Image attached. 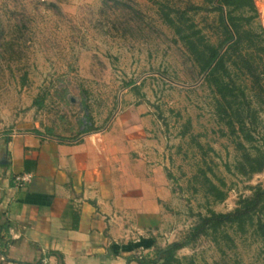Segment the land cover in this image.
Instances as JSON below:
<instances>
[{
	"label": "rangeland",
	"instance_id": "1",
	"mask_svg": "<svg viewBox=\"0 0 264 264\" xmlns=\"http://www.w3.org/2000/svg\"><path fill=\"white\" fill-rule=\"evenodd\" d=\"M253 2L256 16L243 25L255 45L245 50V40L227 63L244 93L237 98L241 131L231 111L217 114L219 96L205 71L162 17L183 10L182 19L215 44L221 26L206 0H0V133L36 130L72 141L96 131L121 147L124 130H132L155 156L164 154L172 198L156 234L164 246L184 240L208 209L231 211L264 187V166L244 173L238 165L244 152L264 155V39L253 35L264 27V0ZM208 182L225 193L221 201L207 193ZM220 230L226 236L208 231L177 249L179 264H264V237L254 223Z\"/></svg>",
	"mask_w": 264,
	"mask_h": 264
},
{
	"label": "crops",
	"instance_id": "2",
	"mask_svg": "<svg viewBox=\"0 0 264 264\" xmlns=\"http://www.w3.org/2000/svg\"><path fill=\"white\" fill-rule=\"evenodd\" d=\"M131 131L121 147L96 131L0 133V264H143L164 247V154ZM21 174L29 180L17 184Z\"/></svg>",
	"mask_w": 264,
	"mask_h": 264
},
{
	"label": "trees",
	"instance_id": "3",
	"mask_svg": "<svg viewBox=\"0 0 264 264\" xmlns=\"http://www.w3.org/2000/svg\"><path fill=\"white\" fill-rule=\"evenodd\" d=\"M209 4L208 9L215 11L218 15V21L221 26V38L217 43H210L202 40L200 30L194 28V24L188 19H182L185 15L183 10H176V16H170L169 13L163 12V19L173 28L174 33L186 47L190 55L197 62L199 70L205 71V79L213 87L215 93L219 96L215 100L217 114L224 118L226 111L234 114L237 123V129L243 131L244 118L240 116L239 95L243 96V91L235 86L234 81L229 74L227 63H235L232 58L237 53L239 46L246 40L248 42L247 50L251 45H255L250 30L243 24H248L256 16V7L253 0H206ZM248 14H242V11ZM258 40L264 39V27L259 26L258 32L253 33ZM247 72L250 76L254 75L251 65L246 60ZM264 71V70H263ZM254 81H258L255 76ZM227 124L230 130L235 132L234 121L229 117ZM37 133L36 130H34ZM241 147V143L237 142ZM240 169L244 173H253L260 171L264 166V155L251 156L248 153L242 154V160L238 162ZM207 193L214 200L221 201L225 193L214 183L208 182ZM260 215H264V187L256 186L253 188L250 196L241 197L237 206L228 212H217L208 209L206 214L199 216V221L192 227L189 235L182 241H173L163 248L155 250L154 256L141 257L138 262L143 264H179V259L175 256V251L184 244L189 243L197 235L210 231L214 235L223 231L221 227L229 225L234 226L236 230L243 231L245 225H256V229L261 237H264V222ZM257 214V215H256ZM255 220H253V216Z\"/></svg>",
	"mask_w": 264,
	"mask_h": 264
},
{
	"label": "built area",
	"instance_id": "4",
	"mask_svg": "<svg viewBox=\"0 0 264 264\" xmlns=\"http://www.w3.org/2000/svg\"><path fill=\"white\" fill-rule=\"evenodd\" d=\"M29 177H30L29 174H21L15 176V180L17 184H23L24 182H27L29 180Z\"/></svg>",
	"mask_w": 264,
	"mask_h": 264
}]
</instances>
